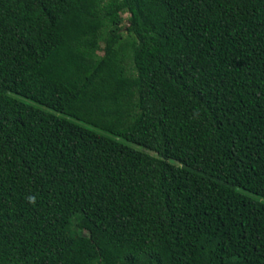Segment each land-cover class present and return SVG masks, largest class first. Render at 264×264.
I'll use <instances>...</instances> for the list:
<instances>
[{"label": "trees", "instance_id": "obj_1", "mask_svg": "<svg viewBox=\"0 0 264 264\" xmlns=\"http://www.w3.org/2000/svg\"><path fill=\"white\" fill-rule=\"evenodd\" d=\"M0 264H264V0H0Z\"/></svg>", "mask_w": 264, "mask_h": 264}, {"label": "rangeland", "instance_id": "obj_2", "mask_svg": "<svg viewBox=\"0 0 264 264\" xmlns=\"http://www.w3.org/2000/svg\"><path fill=\"white\" fill-rule=\"evenodd\" d=\"M131 145L134 146L135 148H138V149H143V150H146V151H149V152H153V151L147 149L146 147L140 146V145L135 144V143H132ZM82 233L88 234L92 239H95V240L99 237V233L95 232V231H84L83 230ZM78 237H79V235H67V239L69 241H72V242L77 240Z\"/></svg>", "mask_w": 264, "mask_h": 264}]
</instances>
